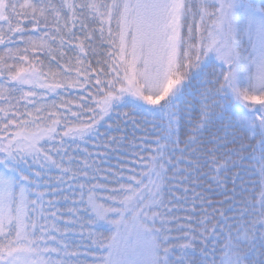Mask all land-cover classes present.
Here are the masks:
<instances>
[{"label": "snow or ice", "instance_id": "snow-or-ice-1", "mask_svg": "<svg viewBox=\"0 0 264 264\" xmlns=\"http://www.w3.org/2000/svg\"><path fill=\"white\" fill-rule=\"evenodd\" d=\"M0 264H264V0H0Z\"/></svg>", "mask_w": 264, "mask_h": 264}]
</instances>
